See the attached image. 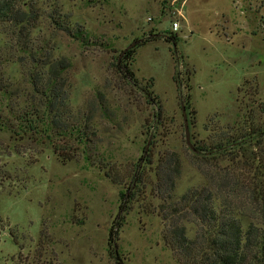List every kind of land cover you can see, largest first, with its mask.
<instances>
[{
	"label": "rangeland",
	"instance_id": "374dc122",
	"mask_svg": "<svg viewBox=\"0 0 264 264\" xmlns=\"http://www.w3.org/2000/svg\"><path fill=\"white\" fill-rule=\"evenodd\" d=\"M35 7L40 16L29 35L0 23V264H178L149 189L126 209L127 185L84 155H101L118 171L139 164L149 172L171 149L181 159L175 194L202 185L188 161L181 102L193 142L211 136L214 124H232L239 107L264 101V0H35ZM61 15L85 35L59 29ZM171 32L175 46L164 39ZM152 37L136 47L130 68L139 84L130 83L118 55ZM38 46L69 60L63 118L70 124L84 115L88 141L54 132L49 139L40 126L20 130L18 116L39 100L26 73L27 50ZM149 82L160 117L143 89ZM67 142L74 158L61 163L54 148Z\"/></svg>",
	"mask_w": 264,
	"mask_h": 264
},
{
	"label": "trees",
	"instance_id": "16d2710c",
	"mask_svg": "<svg viewBox=\"0 0 264 264\" xmlns=\"http://www.w3.org/2000/svg\"><path fill=\"white\" fill-rule=\"evenodd\" d=\"M38 16L35 0H0V23L17 36L29 35L37 26ZM65 18L61 15L54 20L59 29L74 32L76 37L85 35L81 27L71 28ZM164 37L174 46L179 39L175 32ZM153 39H138L121 60L118 55L119 73L130 83H138L130 68L136 47ZM27 53L28 81L39 100L30 104L31 113L26 109L18 116L19 122L24 123L20 130L36 131L40 126V131L46 134L54 132L60 137L69 134L80 143L88 141V125L81 124L84 115L70 124L63 118L69 105L64 76L69 60L53 57L43 46L29 49ZM174 80L180 84L177 73ZM143 89L147 100L158 106L160 117L161 106L151 90V82ZM245 106L246 113L242 112ZM249 106L238 108L237 119L232 124H214L211 136L192 142L196 152L187 149L188 161L202 174L204 182L187 188L180 195L175 194V189L181 173V159L174 150L160 154L149 172L145 165L139 164L131 171H118L114 163L101 155H84L90 166L103 171L113 183L127 185L126 193H121L126 201L121 208L128 209L139 191L144 197L146 188L149 189L148 195L159 201L153 212L164 221V245L178 264H264V101L257 106L251 101ZM189 118L192 122L191 115ZM47 138L51 139V135L47 134ZM72 147L67 142L54 148L61 163L74 158ZM146 210L145 213H149ZM118 224L121 225V221ZM115 231L111 227L110 233ZM114 255L118 258L115 248Z\"/></svg>",
	"mask_w": 264,
	"mask_h": 264
},
{
	"label": "water",
	"instance_id": "95a60500",
	"mask_svg": "<svg viewBox=\"0 0 264 264\" xmlns=\"http://www.w3.org/2000/svg\"><path fill=\"white\" fill-rule=\"evenodd\" d=\"M135 44V41H133L132 43L128 44L126 48H124L120 55H119V58L125 53V51L129 48H131L133 45ZM181 110H182V114H183V124H184V136H185V142L187 144V146L196 152V149H194V146L190 140V133H189V127H188V120H187V114H186V109H185V106H184V103L181 102ZM116 250V248H115Z\"/></svg>",
	"mask_w": 264,
	"mask_h": 264
},
{
	"label": "built area",
	"instance_id": "2783aa9c",
	"mask_svg": "<svg viewBox=\"0 0 264 264\" xmlns=\"http://www.w3.org/2000/svg\"><path fill=\"white\" fill-rule=\"evenodd\" d=\"M178 23L176 21H174L172 23V30L175 31L177 29Z\"/></svg>",
	"mask_w": 264,
	"mask_h": 264
}]
</instances>
